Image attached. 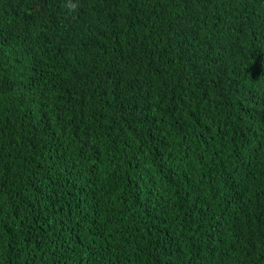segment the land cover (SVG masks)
Masks as SVG:
<instances>
[{
  "label": "trees",
  "instance_id": "obj_1",
  "mask_svg": "<svg viewBox=\"0 0 264 264\" xmlns=\"http://www.w3.org/2000/svg\"><path fill=\"white\" fill-rule=\"evenodd\" d=\"M0 264H264V0H0Z\"/></svg>",
  "mask_w": 264,
  "mask_h": 264
},
{
  "label": "snow or ice",
  "instance_id": "obj_2",
  "mask_svg": "<svg viewBox=\"0 0 264 264\" xmlns=\"http://www.w3.org/2000/svg\"><path fill=\"white\" fill-rule=\"evenodd\" d=\"M43 10H44V9H43V6H40L39 11H40V12H43Z\"/></svg>",
  "mask_w": 264,
  "mask_h": 264
}]
</instances>
